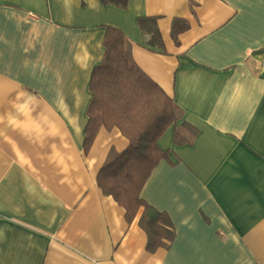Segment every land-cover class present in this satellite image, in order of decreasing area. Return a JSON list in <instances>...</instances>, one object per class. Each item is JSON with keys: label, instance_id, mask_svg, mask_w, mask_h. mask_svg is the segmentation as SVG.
Here are the masks:
<instances>
[{"label": "crops", "instance_id": "1", "mask_svg": "<svg viewBox=\"0 0 264 264\" xmlns=\"http://www.w3.org/2000/svg\"><path fill=\"white\" fill-rule=\"evenodd\" d=\"M110 25L192 135L166 131L141 190L168 248L98 185L128 138L103 125L85 148ZM0 264H264V0H0Z\"/></svg>", "mask_w": 264, "mask_h": 264}, {"label": "trees", "instance_id": "2", "mask_svg": "<svg viewBox=\"0 0 264 264\" xmlns=\"http://www.w3.org/2000/svg\"><path fill=\"white\" fill-rule=\"evenodd\" d=\"M143 34L162 45L156 16L138 19ZM104 56L93 69L89 83L92 100L85 129V148L94 142L101 126L118 127L129 145L121 152L111 150L97 175L99 187L112 195L125 209L132 223L139 214L140 226L148 236V248L171 246L176 233L166 212H161L144 198L141 190L153 169L168 156L159 140L173 126L174 141L191 140L190 133L176 125L182 109L166 90L135 61L127 35L115 26H107Z\"/></svg>", "mask_w": 264, "mask_h": 264}]
</instances>
